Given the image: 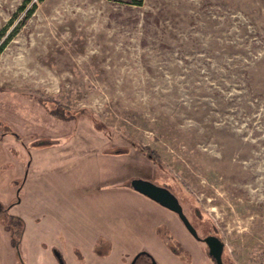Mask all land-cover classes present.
<instances>
[{
	"label": "rangeland",
	"instance_id": "374dc122",
	"mask_svg": "<svg viewBox=\"0 0 264 264\" xmlns=\"http://www.w3.org/2000/svg\"><path fill=\"white\" fill-rule=\"evenodd\" d=\"M2 46L0 264H213L134 178L264 264V0H0Z\"/></svg>",
	"mask_w": 264,
	"mask_h": 264
},
{
	"label": "water",
	"instance_id": "95a60500",
	"mask_svg": "<svg viewBox=\"0 0 264 264\" xmlns=\"http://www.w3.org/2000/svg\"><path fill=\"white\" fill-rule=\"evenodd\" d=\"M134 190L139 193L149 197L150 199L158 202L165 208L175 212L188 230L195 236L198 237L197 231L191 224L187 215L184 213L182 204L180 203L178 197L167 187L157 185L149 180L134 178L131 181ZM206 242L210 255L215 258L217 264H223L222 253L224 249L223 241L214 235L208 236L204 239ZM135 258L130 264H134ZM155 264H158L154 259Z\"/></svg>",
	"mask_w": 264,
	"mask_h": 264
},
{
	"label": "flooded vegetation",
	"instance_id": "af4514ba",
	"mask_svg": "<svg viewBox=\"0 0 264 264\" xmlns=\"http://www.w3.org/2000/svg\"><path fill=\"white\" fill-rule=\"evenodd\" d=\"M188 219H189V218H188ZM190 222H191V221H190ZM183 224H184V223H183ZM191 224L194 226V224H193L192 222H191ZM185 227H186V226H185ZM194 228H195L196 231H197L198 237H195V236H194V235L188 230V228L186 227V229H187V230L189 231V233L194 237V239H197L199 242H201V243H203V244L206 245V247H207V249H208V251H207V255H208V257H209V260H210L213 264H217L215 258L212 257V256L210 255L209 248H208L206 242L204 241V239L207 238L208 236H211V235L217 236V235H215L214 233H209V234L206 235L205 237H202V236H200V234H199V232H198V229H197L195 226H194ZM178 246H179V248H181V251L184 252V250H185V245H184L181 241L178 242ZM140 252H141V251H140ZM183 252H182V253H183ZM138 253H139V252H138ZM138 253H137V254H138ZM137 254H135V255L133 256V258L131 259L130 263L132 262V260L134 259V257H135ZM191 258L194 259L193 256H191ZM222 261H223V264H233L232 261H230V260H228V259L225 260V257H224V249H223V253H222ZM130 263H129V264H130Z\"/></svg>",
	"mask_w": 264,
	"mask_h": 264
},
{
	"label": "trees",
	"instance_id": "16d2710c",
	"mask_svg": "<svg viewBox=\"0 0 264 264\" xmlns=\"http://www.w3.org/2000/svg\"><path fill=\"white\" fill-rule=\"evenodd\" d=\"M36 6H37V4L33 5V8L28 11V15H30L33 12V10L36 8ZM3 47L4 46H2L0 48V52H1ZM19 225H21V228H22L23 225L21 223ZM14 233L16 234L15 231H14ZM134 258H135L134 264H155L154 257L147 251L139 252Z\"/></svg>",
	"mask_w": 264,
	"mask_h": 264
},
{
	"label": "crops",
	"instance_id": "0c3cea01",
	"mask_svg": "<svg viewBox=\"0 0 264 264\" xmlns=\"http://www.w3.org/2000/svg\"><path fill=\"white\" fill-rule=\"evenodd\" d=\"M138 192V191H137Z\"/></svg>",
	"mask_w": 264,
	"mask_h": 264
}]
</instances>
